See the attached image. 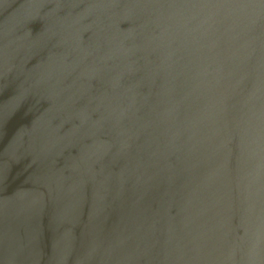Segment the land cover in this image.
I'll use <instances>...</instances> for the list:
<instances>
[{
  "label": "water",
  "instance_id": "95a60500",
  "mask_svg": "<svg viewBox=\"0 0 264 264\" xmlns=\"http://www.w3.org/2000/svg\"><path fill=\"white\" fill-rule=\"evenodd\" d=\"M0 264H264V0H0Z\"/></svg>",
  "mask_w": 264,
  "mask_h": 264
}]
</instances>
